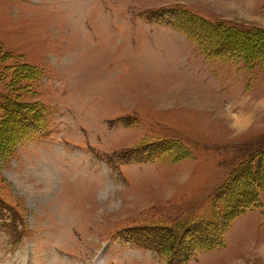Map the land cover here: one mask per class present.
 <instances>
[{"label": "rangeland", "instance_id": "1", "mask_svg": "<svg viewBox=\"0 0 264 264\" xmlns=\"http://www.w3.org/2000/svg\"><path fill=\"white\" fill-rule=\"evenodd\" d=\"M170 9L264 33V0H0V107L46 126L0 150V264H264V197L184 263L143 232L208 214L264 141V66L205 59Z\"/></svg>", "mask_w": 264, "mask_h": 264}, {"label": "trees", "instance_id": "2", "mask_svg": "<svg viewBox=\"0 0 264 264\" xmlns=\"http://www.w3.org/2000/svg\"><path fill=\"white\" fill-rule=\"evenodd\" d=\"M161 23L176 29L189 38L207 60L245 63L264 66V53L252 44L264 33L238 30L224 23L207 21L184 9H170L163 12ZM241 38H243L241 40ZM260 46H264L263 44ZM249 65V64H248ZM5 107L0 123V136L9 130L17 129L16 135L0 140V150L13 152L15 147L36 138L46 126L36 121L37 112L16 103H3ZM16 106V107H14ZM33 109V108H32ZM260 142V141H259ZM0 151V152H1ZM6 154V153H5ZM169 154L175 155L173 162L186 159L188 150L174 148ZM235 183L228 192L227 188ZM264 197V141L248 154L245 160L234 168L229 180L220 188L214 198L210 211L201 218H187L182 224L170 227L147 226L143 232L154 238L157 250L170 262H187L194 252H213L225 246V235L233 221L248 210L258 208Z\"/></svg>", "mask_w": 264, "mask_h": 264}, {"label": "bare ground", "instance_id": "3", "mask_svg": "<svg viewBox=\"0 0 264 264\" xmlns=\"http://www.w3.org/2000/svg\"><path fill=\"white\" fill-rule=\"evenodd\" d=\"M48 175H49V174H48ZM48 178H49V180L52 182L53 179H51V178H53V176H49Z\"/></svg>", "mask_w": 264, "mask_h": 264}]
</instances>
